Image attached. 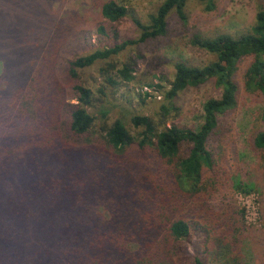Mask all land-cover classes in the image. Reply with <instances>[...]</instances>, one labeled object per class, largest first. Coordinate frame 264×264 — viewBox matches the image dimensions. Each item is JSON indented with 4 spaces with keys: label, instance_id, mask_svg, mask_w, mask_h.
<instances>
[{
    "label": "trees",
    "instance_id": "trees-1",
    "mask_svg": "<svg viewBox=\"0 0 264 264\" xmlns=\"http://www.w3.org/2000/svg\"><path fill=\"white\" fill-rule=\"evenodd\" d=\"M133 1L90 0L98 44L83 17L66 12L34 53L0 59V264H241L242 211L222 194L220 148L211 145L236 105L241 59L252 57L246 86L264 93V6L240 37L190 38L214 60L174 64L163 116L188 88L213 80L221 89L193 129L157 114L113 118L96 85L134 81L136 60L122 51L165 36L172 12L187 18L188 0H161L144 22ZM128 17L136 39L120 34ZM251 145L264 167V129Z\"/></svg>",
    "mask_w": 264,
    "mask_h": 264
},
{
    "label": "rangeland",
    "instance_id": "rangeland-1",
    "mask_svg": "<svg viewBox=\"0 0 264 264\" xmlns=\"http://www.w3.org/2000/svg\"><path fill=\"white\" fill-rule=\"evenodd\" d=\"M160 3L161 0H134L130 8L135 17L144 22L146 14ZM206 5L188 0L185 21L172 12L167 18L165 36L130 45L122 51L124 57L136 60L134 81L120 82L110 88L97 78V87H106L109 94L113 118L125 115L129 121L134 115L157 114L165 126L195 129L201 124L203 103L209 98H219L221 89L213 80L188 88L175 98L177 109L163 116L160 108L168 103L165 92L173 80L174 64L184 61L188 65L201 66L214 60V55L192 46L190 38L194 34L240 37L253 25L264 0H214L211 8L207 9ZM66 12L81 15V30L90 32L91 41L98 42L94 30L99 20L96 11L90 9V0H0V59L7 53L14 56L34 53L46 33L52 31L55 17L58 19ZM119 29L125 39L139 36L129 17L119 24ZM251 60L252 57H246L237 63L233 76L237 102L219 117L211 148H220L225 171L222 194L242 211L241 264H264V167L259 153L251 145L252 132L264 129L261 119L264 93L246 86V70ZM4 82L0 78V91L5 90Z\"/></svg>",
    "mask_w": 264,
    "mask_h": 264
}]
</instances>
